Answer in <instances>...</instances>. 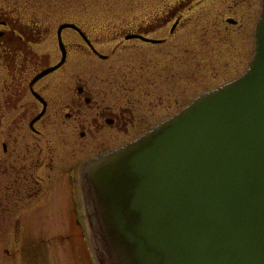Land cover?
I'll use <instances>...</instances> for the list:
<instances>
[{"label":"water","instance_id":"obj_1","mask_svg":"<svg viewBox=\"0 0 264 264\" xmlns=\"http://www.w3.org/2000/svg\"><path fill=\"white\" fill-rule=\"evenodd\" d=\"M82 176L102 264H264V0L240 77Z\"/></svg>","mask_w":264,"mask_h":264},{"label":"flooded vegetation","instance_id":"obj_2","mask_svg":"<svg viewBox=\"0 0 264 264\" xmlns=\"http://www.w3.org/2000/svg\"><path fill=\"white\" fill-rule=\"evenodd\" d=\"M257 3L258 10L260 0ZM229 18V22L237 23L234 17ZM12 22H6L10 33ZM31 25L41 26L38 23ZM30 29L35 31L33 27ZM74 31L80 41L75 44L65 41L64 63L42 76L40 73L61 61L62 51L60 59L51 63L42 53L30 57L34 40L27 42L25 37L28 35H19L16 44L6 33L0 36V52L10 53L13 60V64L9 61L7 66L4 63L3 68L8 70L11 82L4 89L1 104L6 113H16L12 128L0 138V215L28 210L38 212V206L35 207L38 203H43L45 213L52 214L55 208L51 203L61 192L62 211L73 220V227L68 229L72 232L78 227L82 229L77 221L81 214L76 185L83 163L139 138L159 122L178 113L190 103L188 81L191 77L195 79L185 73L177 79L167 65L160 74L152 59L148 63L143 60L137 71L122 72L129 88L120 93V100L111 101L109 95L114 91L107 88L111 86L109 76L118 72L113 67H106L112 57L99 50L106 42L104 35L91 36L86 32V40ZM150 34L151 30L141 27L131 39H126L139 42L134 46L136 50L140 47L137 54L141 58L142 48L147 50L167 42L163 38L160 43H154L149 40ZM241 35L245 36V33L241 32ZM72 52L81 60L72 59ZM76 63L86 65L78 68ZM4 198L9 201L6 206L2 204ZM81 207L84 215V207ZM9 226L7 229L13 228L14 232L20 228L17 223Z\"/></svg>","mask_w":264,"mask_h":264},{"label":"rangeland","instance_id":"obj_3","mask_svg":"<svg viewBox=\"0 0 264 264\" xmlns=\"http://www.w3.org/2000/svg\"><path fill=\"white\" fill-rule=\"evenodd\" d=\"M257 5V0H0V36L6 33L16 44L19 35L27 33L26 41L34 40L30 57L42 53L52 63L61 57L59 25L76 22L91 36L104 35L106 42L99 50L111 55L106 67L118 72L109 76L111 86L107 88L114 91L109 95L111 101L120 100V93L129 88L122 72L128 69L135 72L143 60L148 63L152 59L160 74L167 65L175 78L183 73L195 76L188 81L191 102L196 94L234 79L248 67L247 61L254 53L252 21ZM229 17L237 19V23L229 22ZM9 19L13 20L11 33L6 24ZM36 23L41 26L31 25ZM141 27L151 30L149 40L154 43L167 39L165 45L142 48L143 59L137 54L140 47L136 50L134 46L139 42L126 40ZM63 38L71 44L80 41L72 29L65 30ZM10 55L0 52V138L12 128L16 117L15 112L6 113L1 104L4 89L11 82L8 70L3 68L4 63L13 64ZM76 56L72 52V59H80ZM84 65L76 63L78 68ZM76 198L81 214L77 221L82 226L76 232L68 230L73 227V220L62 211L61 192L51 203L55 208L52 214L45 213L43 203L35 205L38 212L1 214L0 264H88L87 259L91 264H102L103 254L98 252L86 212L83 215L80 181L76 185ZM4 200L2 204L6 206L9 201ZM16 223L20 226L18 231L7 229Z\"/></svg>","mask_w":264,"mask_h":264},{"label":"trees","instance_id":"obj_4","mask_svg":"<svg viewBox=\"0 0 264 264\" xmlns=\"http://www.w3.org/2000/svg\"><path fill=\"white\" fill-rule=\"evenodd\" d=\"M29 25H30V24H29ZM30 28H31V26H30ZM30 28H29V29H30Z\"/></svg>","mask_w":264,"mask_h":264}]
</instances>
